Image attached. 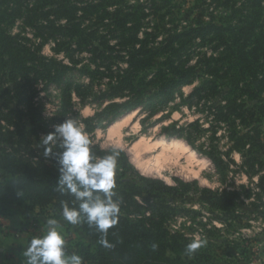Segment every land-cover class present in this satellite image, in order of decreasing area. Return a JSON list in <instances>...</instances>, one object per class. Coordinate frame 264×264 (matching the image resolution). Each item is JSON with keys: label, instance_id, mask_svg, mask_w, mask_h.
Returning a JSON list of instances; mask_svg holds the SVG:
<instances>
[{"label": "trees", "instance_id": "trees-1", "mask_svg": "<svg viewBox=\"0 0 264 264\" xmlns=\"http://www.w3.org/2000/svg\"><path fill=\"white\" fill-rule=\"evenodd\" d=\"M53 89L54 123L38 100ZM74 98L96 105L94 114L79 118ZM182 107L198 117L163 132L207 156L226 188L141 175L124 150L91 143L98 158L118 153L113 199L120 213L106 237L112 247L87 223L73 225L78 236L66 252L83 264H207L222 243L220 229L215 243L206 226L238 228L239 204L262 201L264 0H0V217L45 212L62 220V202L76 206L54 191L58 164L39 146L54 125L72 118L92 133L132 111L160 119ZM231 166L256 176L255 186L228 187ZM192 200L206 208L205 222L186 208ZM186 222L205 231L194 235ZM196 237L206 245L186 254Z\"/></svg>", "mask_w": 264, "mask_h": 264}, {"label": "rangeland", "instance_id": "rangeland-1", "mask_svg": "<svg viewBox=\"0 0 264 264\" xmlns=\"http://www.w3.org/2000/svg\"><path fill=\"white\" fill-rule=\"evenodd\" d=\"M43 52L45 55H52L49 46H45ZM72 77L75 80L81 79L76 74H73ZM192 87L193 85H187L183 87L182 93L187 95L191 91ZM38 98L39 103L42 106L43 114L47 118V121L50 122L51 120V122L54 123L52 118L54 117L56 106L58 104L57 90L53 89L49 94L41 93ZM74 102L79 113V118L90 117L97 109L96 105L89 102L86 104H80L77 98H74ZM133 112H135V115L131 120L124 121L114 130L109 131V128L113 124L122 120ZM127 115L119 118L117 121L107 127L95 129L92 133L85 131L89 135L90 144H97L103 149L119 148L124 150L128 154L132 165L141 175L160 178L168 184H173L175 182L174 179L177 178L187 182L196 180L200 187H208L214 190H223L226 188V184L220 183L216 169L210 159L204 154L192 149L190 146L189 147L196 152V157L194 159L192 158L194 164L192 167L196 171V174L185 172L181 170L180 166L172 164H167L166 166L156 169L149 164V161L151 159V154H157L158 151H152L153 153H145L141 151L137 154L131 149L133 144L141 137L149 140L150 142H159L162 140L170 142L182 141L181 139H175L174 137L168 139L166 133L163 132V128L172 122L183 124L185 122L192 121L198 117V115L193 113L192 110L182 107L181 110H174L169 116L160 119H158L159 115L146 119L144 118V114L138 113V111H132ZM83 127L85 128L84 125ZM208 135L210 134L208 133ZM203 140L204 137L196 138L194 141L195 145H199L203 142ZM220 141L221 143H224L225 139L221 137ZM176 156L178 157L180 164L184 165L186 163L185 161H187V156L182 152L178 153ZM137 158L141 159V164H137ZM233 159L237 164L240 163V157L238 153H233ZM231 170L232 172H230L227 176V183L229 185L228 187L235 186L238 187V190L240 191V185L255 186V183L258 180L256 176L252 179H249L241 172V169L236 166H231ZM117 173L118 170L116 171V174ZM262 197V201L255 200L253 202L254 205L251 204L250 200H244V202L239 204L238 212L242 214L243 222L241 226H238V228H226V226L221 225L217 221H213L211 223L215 229L211 228V225L206 226V229H211L212 239L215 243L216 227L220 229V233L218 232L217 241L222 243V246L219 250L210 254L207 264H264V190L262 192ZM185 205L187 209L194 210L198 213L196 216V221L199 219H202V222L206 221L203 219V217L207 216L208 214L204 206L200 205L194 200L186 202ZM184 220L185 219L180 218L176 224H179ZM59 221L61 224L60 231L65 240V251L67 249L71 251V247L78 235L74 231L73 225L67 223L63 219ZM3 223L4 222H2L0 217V231L3 234H11L14 231H21H17V229L21 227L20 224L17 226V228H14L11 225L8 226L4 225ZM41 226L42 225L39 224L37 227L40 228ZM186 226H192L191 229L194 235H198L197 232L201 233L205 231V229L200 228L197 230L196 227L193 224H189V222H186ZM42 228L44 227L42 226ZM187 231L189 232L191 230ZM10 237H13V240L15 241L22 240L25 242L26 240L25 236L22 238H16L17 236L13 235L9 236V239H11Z\"/></svg>", "mask_w": 264, "mask_h": 264}, {"label": "clouds", "instance_id": "clouds-1", "mask_svg": "<svg viewBox=\"0 0 264 264\" xmlns=\"http://www.w3.org/2000/svg\"><path fill=\"white\" fill-rule=\"evenodd\" d=\"M43 156H52L58 164L59 176L54 191L73 197L76 205L62 202L61 217L71 225L87 223L101 235L99 243L112 247L108 230L118 223L120 207L113 197L118 153L96 157L91 153L90 138L82 124L72 118L54 125L53 131L42 136ZM55 148L60 150L54 151ZM46 232L33 236L23 251V264H83L82 257L65 251L60 221L48 218ZM206 239L196 237L185 246L186 254H194L205 246ZM156 247L155 244L152 245Z\"/></svg>", "mask_w": 264, "mask_h": 264}, {"label": "crops", "instance_id": "crops-1", "mask_svg": "<svg viewBox=\"0 0 264 264\" xmlns=\"http://www.w3.org/2000/svg\"><path fill=\"white\" fill-rule=\"evenodd\" d=\"M4 225L13 226L17 228L20 224L21 227L17 229L20 232H12L11 234L2 233L0 231V264H23L25 257L23 255L24 249L27 247L28 242L33 236H40L46 232V223L48 219L45 212L36 214V218H23L21 214H13L8 217H1ZM42 225L39 228L37 226ZM17 236L16 238H22L25 236V242L22 240L15 241L13 240V235Z\"/></svg>", "mask_w": 264, "mask_h": 264}, {"label": "bare ground", "instance_id": "bare-ground-1", "mask_svg": "<svg viewBox=\"0 0 264 264\" xmlns=\"http://www.w3.org/2000/svg\"><path fill=\"white\" fill-rule=\"evenodd\" d=\"M135 115V112L127 115L122 120L113 124L109 131L114 130L118 125H120L124 121L131 120ZM120 142V139H119ZM137 154L139 152L151 153L152 151H158L157 154H151L150 165L156 169L166 166L167 164L178 165L180 166L181 170L196 174V171L193 169L192 165L194 159L196 157V152L192 150L188 144L183 141H157V142H150L149 140L141 137L138 141H136L132 148ZM182 152L184 155L187 156V161L184 165L180 164L178 157L176 156L178 153ZM153 153V152H152ZM137 164H141L142 161L140 158H137ZM195 167V166H194ZM182 171V172H183Z\"/></svg>", "mask_w": 264, "mask_h": 264}, {"label": "water", "instance_id": "water-1", "mask_svg": "<svg viewBox=\"0 0 264 264\" xmlns=\"http://www.w3.org/2000/svg\"><path fill=\"white\" fill-rule=\"evenodd\" d=\"M122 117H123V116H122ZM122 117H121V118H122Z\"/></svg>", "mask_w": 264, "mask_h": 264}]
</instances>
